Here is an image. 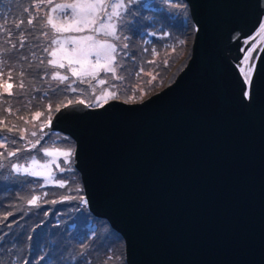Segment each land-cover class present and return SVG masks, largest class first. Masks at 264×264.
Masks as SVG:
<instances>
[{"label": "water", "instance_id": "obj_1", "mask_svg": "<svg viewBox=\"0 0 264 264\" xmlns=\"http://www.w3.org/2000/svg\"><path fill=\"white\" fill-rule=\"evenodd\" d=\"M183 2L196 33L168 89L65 108L49 130L74 141L87 209L122 239L126 264H264V48L250 100L236 68L264 0Z\"/></svg>", "mask_w": 264, "mask_h": 264}, {"label": "rangeland", "instance_id": "obj_2", "mask_svg": "<svg viewBox=\"0 0 264 264\" xmlns=\"http://www.w3.org/2000/svg\"><path fill=\"white\" fill-rule=\"evenodd\" d=\"M32 2L30 5L28 0H0V29H3L0 31V59L2 58L0 60V129H4L5 125H16L17 128L30 129L31 124H25V120L31 121L32 115L36 111L47 113V105L49 104H52L54 109L57 104L65 100V97L69 99L81 98L86 102L93 99L88 83L77 82L73 84V87L79 89L75 93L66 91L67 84L77 79L72 76L68 68H79V64L69 65L67 59L62 58L63 52H58L55 58L45 51L41 53L37 48H33L32 41V33L38 32L40 28L42 29L41 39L44 46L50 50L57 47L51 45V39L54 35L85 36L92 33L88 29L82 33H54V30L47 26L45 21L50 9L56 3H62L64 0H52V4L41 3L40 0H32ZM139 2L149 3L152 7L150 10L140 9V12L134 13L138 23L130 31L122 32L121 39L114 42L118 46L114 65L117 74L124 79L122 81H110L119 85L120 99L109 100L108 103L137 105L161 94L176 81L191 58L196 29L187 4L183 0H171L170 4L162 3L161 0H139ZM36 5L39 7L37 8ZM131 7L136 8L138 4ZM160 9L163 11H159ZM29 18L33 19L31 26L27 23ZM185 20L187 21L186 27L183 24ZM22 21L23 23H21ZM153 21H156L154 26ZM261 22H264V17ZM17 24H20L19 28L16 27ZM169 24L174 26L167 27L166 25ZM13 28L19 29L20 34L23 33L25 36L23 47L20 46V35L16 32L15 36ZM161 30L169 32L170 35L164 37ZM8 32H11V36L8 35ZM149 33L153 34L149 35ZM125 36L128 39H124ZM16 38H18L19 44L14 42L10 46V41ZM100 38L105 39V37ZM253 39L254 41L249 48L251 51L248 50L245 55V57L250 58L244 57L236 65L244 82V73L241 68L245 71L249 65H254L255 68L257 57L264 48V30L258 28L252 37L245 40L247 43L243 41L241 53L245 52ZM179 40H183V43L177 44L176 42ZM125 43L128 45L127 49L122 47ZM14 44L16 45L15 48L13 47ZM173 46L175 47L174 52L172 51ZM65 47L70 49L73 45L68 44ZM23 48L26 50L25 52H22ZM153 49L158 55H153ZM22 53H25V58L18 60L19 65H14V60ZM50 59H57L64 63L65 68H53L48 65L47 61ZM153 59L157 61L156 64L147 63ZM165 59L169 61L167 68L163 67ZM141 68L146 72L153 71V74L159 72L160 76L151 86H146V81L150 77L143 74L136 75ZM254 68L251 76H253ZM27 71L30 73L29 75H25ZM54 71L67 75L69 81L61 84L58 80H53L52 73ZM177 72H180L178 76L176 75ZM9 73H11V79H9ZM34 73L37 74L40 81L42 80L43 84L49 83L52 92L59 95V100L53 97V99L49 98L48 100L42 99L43 103H39V99L34 97L30 101L23 100L21 103L17 101L16 97L24 94L26 84L31 82V74ZM111 75V73H101V76L105 78H110ZM86 79H90V77ZM141 81H144L145 84H141ZM21 82L24 84L23 88L20 87ZM8 84H12L10 91L13 95H8L5 92ZM132 86L145 87L143 96L137 91L135 100H127V97L132 95ZM99 91L100 89H97V94ZM108 103L103 104L102 107ZM102 107L93 105L87 108L99 109ZM5 109H9V111H5ZM63 109L65 108H62L61 111ZM57 114L53 112V118ZM20 117L24 119L22 120ZM40 119L44 120L45 117ZM32 123H36L39 127L40 121H32ZM49 129L45 128L46 134L38 132L36 137L31 136L30 133H25L26 139L24 140L20 139L17 132L8 133L4 129L0 133V139L3 136H8L10 139L16 140L15 144H11L10 140L6 142L8 150L21 149L16 156L8 157L5 149L0 148V153L4 154L3 157H0V163L5 165V167L0 168V264H123V261L126 264L125 247L122 239L111 230L106 221L94 218L88 211L87 204L79 199V197H83L86 201L80 175L74 168V141L66 135L51 132ZM41 135L43 138L40 144H37L36 148H31L28 141L35 142L40 139ZM57 136L61 139L57 140ZM52 141H56V144L54 145ZM57 146L73 152L70 164L64 165L62 159L58 160L62 167L71 169V171L66 170L61 173L55 165L51 166L55 172L54 179L66 178L65 188H59L54 181L52 184H45L43 176L34 177L12 171V164L28 166L33 157L40 162L51 159V157H44L41 149ZM37 170L46 171L39 169L38 166ZM77 188L79 191H76ZM33 195L42 197L38 202V207L30 206L27 203ZM63 196H73L76 199L63 201ZM52 200L58 202L51 203ZM5 216L7 219H4ZM36 227L39 230L35 234L34 229ZM122 251L124 252V259H121ZM74 253L79 254V256ZM83 254L87 256L84 257V261H82Z\"/></svg>", "mask_w": 264, "mask_h": 264}, {"label": "snow or ice", "instance_id": "obj_3", "mask_svg": "<svg viewBox=\"0 0 264 264\" xmlns=\"http://www.w3.org/2000/svg\"><path fill=\"white\" fill-rule=\"evenodd\" d=\"M41 3L52 4V0H40ZM162 3H171V0H161ZM138 7L132 8V5H137ZM175 7V5H172ZM38 8L39 5H36ZM152 5L149 3H142L139 0H64L62 3H56L51 9L49 14L47 15L45 24L50 26L54 33H82L85 29H88L92 34L85 36H61L54 35L51 39V45L57 46L51 48H44V51L47 52L50 56L56 57L58 52H63V59H67L68 64H79V68L69 67L68 71L71 72L72 76L76 77V80L71 81L67 84L66 91L69 92H77L78 88L73 87V84L78 83H88L91 88L93 99L88 100L87 102L81 98L69 99L65 97V100L61 101L59 104L55 106L53 109L52 104L47 105V113L43 111H36L31 118V121L25 120V124H31L30 129L26 128H17L16 125L12 126H4V129L8 133H19V137L21 140L26 139L25 133H30L31 136L36 137L38 132L41 134L45 133V128H50L52 126L53 120V112L60 113L62 108L73 107L74 105H85L86 107H91L93 105L102 107L103 104L108 103L109 100L120 99L119 94V85L115 83H111L110 81L120 80L122 81L124 77L119 76L116 71V66L114 62L116 61L118 54V46L115 41H119L121 39V33L126 30H131L136 23H138L137 17L134 16V13L140 12V9L150 10ZM110 9V11H109ZM159 11H163L160 9ZM55 14V15H53ZM171 15V14H169ZM103 17V19H101ZM23 23V21L21 22ZM28 25L33 24V19L29 18L27 21ZM156 21H153V26ZM186 27L187 21L183 22ZM167 27H173L174 25H166ZM17 28L20 27V24L16 25ZM260 30H264V22H261L259 25ZM3 29H0L2 31ZM162 31V35L167 37L170 35L167 31ZM153 33H149L152 35ZM8 35L11 36V32H8ZM46 35V34H45ZM100 37H105V39H101ZM124 39H128L127 36L123 37ZM25 36L23 33L20 35V46H24ZM177 44H182L183 40H179L176 42ZM247 43V41H245ZM71 44L73 47L70 49L65 47V45ZM15 47V45H13ZM124 49L128 48V45L125 43L122 46ZM172 51H175V47L173 46ZM251 51V50H249ZM153 55H158L155 49H153ZM91 57V59H90ZM246 59L250 58L248 56ZM41 63H44L41 61ZM149 64H156L157 61L155 59L147 61ZM47 64L52 66L53 68H65V64L59 62L57 59H50L47 61ZM169 65L168 59L163 61V67L167 68ZM254 68V65H249L248 69L241 68V71L244 73V80L246 88L243 91V96L245 99H251V85H252V76L251 72ZM101 73H111L110 78H105L101 76ZM141 74L149 76L150 79L146 81V86H151L160 76L159 72L153 71H145L143 68L140 69L136 75L140 76ZM23 75V74H21ZM90 77V79H86ZM9 79H11V73H9ZM52 79L58 80L59 83L64 84L69 81V77L67 75L61 74L59 71H54L52 73ZM95 82V83H93ZM141 84H145L144 81H141ZM20 87L23 88V82L20 83ZM12 88V84H8L5 88V92L8 95H13L10 91ZM97 89H100L99 94H97ZM132 95L127 97V100H135L136 92L139 91L141 96H143L145 92V87L143 86H132ZM66 101V102H65ZM127 102V101H125ZM5 111H9V109H5ZM41 117H45L44 120H41ZM20 119H24L20 117ZM32 121H40L39 127H37L36 123H32ZM4 129H0V133L4 131ZM43 136L41 135L40 139H37L35 142L29 140L28 143L31 148H36L37 144H40ZM61 139L57 136V140ZM10 140L11 144H15V139H10L8 136H3L0 139V148H4L7 152L8 157L16 156L17 153L21 150L19 148L15 150H8L6 142ZM55 145L56 141H52ZM44 157H51V159L40 162L35 157L30 160L28 166L23 164H12L11 169L13 172L18 174H27L34 177H44L45 184H52L53 181L56 186L59 188H65L67 184L66 178H55V172L52 170V165L56 166V169L59 172H64L66 170L71 171V169H65L58 163V160L62 159L64 165H68L71 162V157L73 156V152L71 150H65L60 147H44L41 149ZM3 153H0V157H3ZM37 166L39 169H43L46 171L37 170ZM5 167L4 164L0 163V168ZM76 191H79L77 188ZM42 197L33 195L31 199L27 201L28 205L38 207L39 200ZM76 199L73 196H63L62 200H72ZM79 199L84 201L83 197H79ZM57 200H52L51 203H57ZM11 215V213H8ZM7 219V216L4 217Z\"/></svg>", "mask_w": 264, "mask_h": 264}, {"label": "trees", "instance_id": "obj_4", "mask_svg": "<svg viewBox=\"0 0 264 264\" xmlns=\"http://www.w3.org/2000/svg\"><path fill=\"white\" fill-rule=\"evenodd\" d=\"M13 1H15V0H13ZM28 2H29V4L31 5L33 2H32V0H28ZM27 3V2H26ZM20 9H21V7H20ZM20 12V11H19ZM15 22H16V20H15ZM13 25V24H12ZM15 26V25H14ZM13 27V26H12ZM13 30H15V32H14V35L16 36V32L19 34V35H21L20 34V30L19 29H16V28H13ZM42 35V29L40 28V29H38V32H35V33H32V41H33V48H37L41 53H43L44 52V43H43V41H42V39H41V36ZM15 36H14V38H15ZM18 43L19 42V40H18V38H16V39H12L11 41H10V46H12V43ZM19 44V43H18ZM15 45V44H14ZM15 47H16V45H15ZM14 47V48H15ZM37 50V51H38ZM13 51H14V49H13ZM12 51V52H13ZM26 50H24V48H23V51L22 52H25ZM25 53H22V54H19L18 56H17V59H15L14 60V65H16V64H18L19 65V62H18V60L19 59H22V58H25ZM2 57H3V55H2ZM189 59V58H188ZM0 60H2V58L0 59ZM17 60V61H16ZM16 61V62H15ZM12 71H13V68H12ZM38 73V72H37ZM46 73V72H45ZM178 73H180V72H177V76H178ZM30 73H28V71H27V73H25V75H29ZM167 74H168V72H167ZM49 84V83H48ZM48 84H43L42 83V80L40 81V79L38 78V76H37V74L36 73H34V74H31V82L30 83H27L26 84V90H25V92H23L24 94L23 95H19V97H16L17 98V101L18 102H23V100L24 101H30L31 99H33L34 97H36V98H38L39 99V103H43L42 101L43 100H48L49 98H51V99H53V97H55L56 99H58L59 100V95H56V93H53L52 92V88H51V86H49ZM52 96V97H51ZM43 99V100H42ZM90 219H92V217H89ZM15 224V223H14ZM17 226V225H16ZM47 227V226H46ZM46 227H44V228H46ZM29 228H31V227H29ZM38 230L39 229H37V227L34 229V231H35V234L38 232ZM8 240V239H7ZM121 240V239H120ZM2 242H5V241H2ZM82 246V245H81ZM78 247H80V245H78ZM76 256H79V254H77V253H74ZM84 257L86 258L87 256H85L84 254H83V259H82V261H84ZM121 259H124V252L122 251L121 252ZM81 260V259H80ZM123 264H124V261H123Z\"/></svg>", "mask_w": 264, "mask_h": 264}]
</instances>
